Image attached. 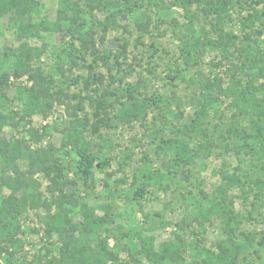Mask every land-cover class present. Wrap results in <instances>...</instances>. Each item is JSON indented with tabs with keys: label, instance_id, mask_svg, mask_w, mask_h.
<instances>
[{
	"label": "rangeland",
	"instance_id": "374dc122",
	"mask_svg": "<svg viewBox=\"0 0 264 264\" xmlns=\"http://www.w3.org/2000/svg\"><path fill=\"white\" fill-rule=\"evenodd\" d=\"M36 1L37 12L24 22L54 21L58 0ZM84 8L97 59L86 55L68 69L65 53H73L71 47L79 48V43L67 34L48 32L42 41H25L42 48L33 67L76 95L72 105L79 101L84 105L80 122L58 105L46 120L31 118L44 135L39 146L54 148L62 175L57 180L74 202L70 208L74 222H81L82 209L105 217L101 237L107 241V264H151L139 253L142 237L152 238L155 249L167 242L181 247L177 262L161 264L210 262L211 253H218L221 245L235 255L237 264H264L263 8L253 0H233L222 15L205 18L193 7L192 36L221 41L228 35L235 41L226 51L207 50L190 64L180 52L190 37L188 16L180 9L156 12L144 3L129 14L112 10L115 24L103 33L104 10ZM20 43L9 17L2 18L0 59ZM62 51L64 77L57 70ZM88 65L99 77L91 79ZM217 79L223 80L221 90L216 88ZM203 83H215V110H208L199 128L193 129ZM242 93H251L259 106L243 100ZM13 96L10 88L6 112L21 111ZM129 96L135 117L121 112V103H128ZM96 110L108 126L93 127ZM67 130L80 134L82 147L93 159L87 176L79 168L76 151L61 147ZM3 133L8 139L24 135L22 129L10 127ZM180 141L187 145L188 157L177 154ZM105 161L103 167L97 166ZM18 166L25 170L27 162L18 161ZM35 177L47 206L28 208L19 218L22 250L16 256L21 264H43L58 255L57 237L45 230L58 193L49 192L53 186L43 174ZM221 190L227 196L221 202L227 206L225 214L210 213L208 208L222 200ZM139 191L142 197L136 195Z\"/></svg>",
	"mask_w": 264,
	"mask_h": 264
},
{
	"label": "trees",
	"instance_id": "16d2710c",
	"mask_svg": "<svg viewBox=\"0 0 264 264\" xmlns=\"http://www.w3.org/2000/svg\"><path fill=\"white\" fill-rule=\"evenodd\" d=\"M253 1L256 6H261L264 12V0ZM144 3L156 12L177 8L188 16L187 28L190 37L183 41L180 49L186 64L202 59L207 50L221 49L224 52L230 44H234L235 39L228 35L221 38V41L207 36L201 39L192 36L195 17L191 12V9L195 7L205 18L218 17L232 5L233 0H170L169 2L123 0V3L115 0H58L56 19L54 21L42 19L38 22H24L26 17L37 12L39 3L36 0H0V20L8 16L16 38L21 40L18 47L0 59V264H21L16 256L22 250V242L18 238L19 218L28 208L42 209L47 206V201L39 191L40 184L35 177L39 173L47 177L50 185L53 186L49 192L52 195L58 193L54 201L55 212L49 213L45 220L46 233L57 237L58 255L47 259L43 264H107V241L101 237V234L108 221L105 217L82 209L81 222H74L70 215L71 204L74 202L70 200L64 192V186L61 187L57 180L61 179L62 175L58 160L53 155L54 148L50 145L47 148L39 146L44 135L40 129L33 126L31 121L33 116H40L46 120L52 114L54 107L58 105L64 107L71 120L80 122L78 114L84 111V105L82 101L72 105L76 95L58 87L54 79L44 75L39 67H33L32 63L41 56L42 48L29 46L25 41L28 39L42 41L43 34L48 32L60 33L62 36L69 35L79 43V48L71 47L74 50L73 53L70 51L65 53L68 58V69H72L78 66L80 59L84 61L86 55L95 56L97 59L93 32L89 29L90 27H86V19L83 16L84 7H87L89 11L104 10L106 21L101 26L103 33H106L107 29L115 24L112 10L129 14L133 8L142 6ZM61 54H64L63 51L57 55L58 63L61 64L57 70L60 76L64 77V55ZM88 69L91 79L99 77L93 73L91 65H88ZM261 76H264L263 71ZM75 82L73 85L78 84L76 80ZM222 82V79L216 80L217 89H222ZM10 88L14 89L12 101L20 105V112L5 111V103L9 101L7 93ZM214 95L215 83L213 86L203 83L198 97L200 103L194 113V119L191 120L193 129L199 128L208 110H215ZM128 98V103H121V112L126 116L135 117L134 111L131 110L134 106L130 101L132 97ZM241 98L255 107L259 106L258 100L251 93H242ZM97 108L101 110L100 103ZM99 116V111L96 110V121L93 127L98 129L108 126V123ZM6 127L22 129L24 135L8 139L3 133ZM80 137V134L74 133V130H67L61 147H71L76 151L79 157V168L87 176L93 159L87 149L82 147ZM176 148L177 154L181 157L189 156V149L184 142L180 141ZM18 161H26L27 169L21 170ZM107 163L108 161L98 163L97 166L103 167ZM5 191L8 193L5 194ZM220 193L222 200L208 208L210 213L225 214L227 206L221 202L225 201L227 196L222 190ZM136 195L142 197L143 193L139 191ZM228 252L229 249L221 245L218 253H211L212 261L202 260L195 264H237L235 255L231 256ZM139 253L151 264H161L164 261L177 262L181 258L182 250L177 243L173 242L164 243L159 249H155L152 238L142 237L139 239Z\"/></svg>",
	"mask_w": 264,
	"mask_h": 264
}]
</instances>
